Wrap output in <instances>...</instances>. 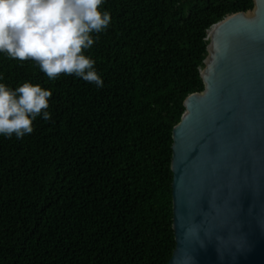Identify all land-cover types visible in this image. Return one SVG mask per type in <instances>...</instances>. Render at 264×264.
I'll use <instances>...</instances> for the list:
<instances>
[{
    "label": "trees",
    "instance_id": "trees-1",
    "mask_svg": "<svg viewBox=\"0 0 264 264\" xmlns=\"http://www.w3.org/2000/svg\"><path fill=\"white\" fill-rule=\"evenodd\" d=\"M253 0H104L111 23L84 51L103 87L49 80L0 52V83L53 92L51 119L0 135V264H167L171 130L201 92L207 34ZM98 36V39L96 37Z\"/></svg>",
    "mask_w": 264,
    "mask_h": 264
},
{
    "label": "water",
    "instance_id": "water-1",
    "mask_svg": "<svg viewBox=\"0 0 264 264\" xmlns=\"http://www.w3.org/2000/svg\"><path fill=\"white\" fill-rule=\"evenodd\" d=\"M207 38L203 89L171 130L167 264H264V0Z\"/></svg>",
    "mask_w": 264,
    "mask_h": 264
},
{
    "label": "clouds",
    "instance_id": "clouds-1",
    "mask_svg": "<svg viewBox=\"0 0 264 264\" xmlns=\"http://www.w3.org/2000/svg\"><path fill=\"white\" fill-rule=\"evenodd\" d=\"M104 0H0V52L21 62H36L49 80L75 75L103 87L96 61L84 54L93 33L105 31L111 14ZM98 39V36L96 37ZM53 92L40 84L23 83L15 90L0 83V135L22 138L34 121L51 119Z\"/></svg>",
    "mask_w": 264,
    "mask_h": 264
}]
</instances>
